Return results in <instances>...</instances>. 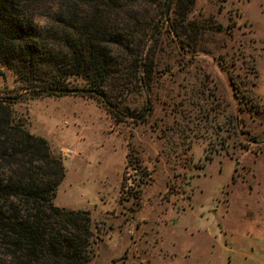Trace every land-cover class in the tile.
Listing matches in <instances>:
<instances>
[{"label": "rangeland", "instance_id": "rangeland-1", "mask_svg": "<svg viewBox=\"0 0 264 264\" xmlns=\"http://www.w3.org/2000/svg\"><path fill=\"white\" fill-rule=\"evenodd\" d=\"M256 8L195 0L190 11L169 10L196 28L186 33L197 54L181 58L163 31L153 84L138 88L133 117L121 122L95 98L26 97L0 69V98L22 96L10 108L64 167L54 205L90 216L91 264H264V56L256 60L255 35L264 37V22L254 33L240 12L262 21Z\"/></svg>", "mask_w": 264, "mask_h": 264}, {"label": "trees", "instance_id": "trees-1", "mask_svg": "<svg viewBox=\"0 0 264 264\" xmlns=\"http://www.w3.org/2000/svg\"><path fill=\"white\" fill-rule=\"evenodd\" d=\"M168 1L0 0V69L26 97L95 98L114 122L131 118L134 94L151 88L160 65L163 31L181 58L197 54L195 34L186 33L196 28L165 19ZM170 1L172 14L195 2ZM65 89L96 94L57 92ZM21 98H0V264H91L90 216L54 205L65 170L10 108Z\"/></svg>", "mask_w": 264, "mask_h": 264}, {"label": "crops", "instance_id": "crops-1", "mask_svg": "<svg viewBox=\"0 0 264 264\" xmlns=\"http://www.w3.org/2000/svg\"><path fill=\"white\" fill-rule=\"evenodd\" d=\"M246 4L249 3H254L257 5L256 10L259 11L260 14H264V0H245ZM241 3V2H240ZM240 12L246 16L245 18L248 20L250 27H252V30L254 31V28H258L261 27V25L258 24H262L261 22H264V16H263V20L260 21L259 17L255 16L252 17L250 13H248L245 9V11H243L242 9H240ZM255 33V31H254ZM256 35V39L260 42H262L263 47L261 48L259 54L256 56V60H258L261 56H264V37L260 36V34H255ZM256 69H257V65H256ZM258 77V76H257ZM263 99V98H262Z\"/></svg>", "mask_w": 264, "mask_h": 264}, {"label": "water", "instance_id": "water-1", "mask_svg": "<svg viewBox=\"0 0 264 264\" xmlns=\"http://www.w3.org/2000/svg\"><path fill=\"white\" fill-rule=\"evenodd\" d=\"M170 5H171V1L169 0L164 9L165 19H168L169 17ZM57 92L63 94H87V93L96 94L94 90H88V89H65V90H58Z\"/></svg>", "mask_w": 264, "mask_h": 264}]
</instances>
